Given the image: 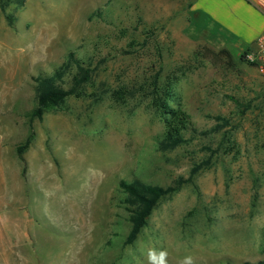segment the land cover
Returning a JSON list of instances; mask_svg holds the SVG:
<instances>
[{
  "label": "rangeland",
  "instance_id": "1",
  "mask_svg": "<svg viewBox=\"0 0 264 264\" xmlns=\"http://www.w3.org/2000/svg\"><path fill=\"white\" fill-rule=\"evenodd\" d=\"M191 7L0 0V264H160L161 252L164 264L264 260V75L247 62L253 45ZM201 45L228 49L235 67L197 58ZM79 66L90 75L79 97L31 120L38 79L68 90ZM159 68L164 82L184 71L170 105L192 128L176 147L153 106ZM135 180L175 191L125 244L133 208L118 183Z\"/></svg>",
  "mask_w": 264,
  "mask_h": 264
},
{
  "label": "trees",
  "instance_id": "2",
  "mask_svg": "<svg viewBox=\"0 0 264 264\" xmlns=\"http://www.w3.org/2000/svg\"><path fill=\"white\" fill-rule=\"evenodd\" d=\"M210 19L205 13L197 12ZM211 20V19H210ZM146 40L143 41L142 46L145 48L148 44H153L156 51L153 67L159 64L162 59L161 48L157 44L156 35L154 31L148 30L145 34ZM150 42V43H149ZM248 53V52H247ZM194 55L202 60H208L214 64L226 62L231 68L235 67L233 56L226 48H221L218 51L210 49L208 46H198ZM244 58V54L241 55ZM252 65V64H250ZM78 74L74 76L72 87L68 90H63L55 86L53 77H44L38 79V95L37 103L33 111L30 113L31 120H41L45 113L51 109H55L64 103L65 99L69 96L79 97V90L90 79L89 71L78 67ZM161 68L155 73L153 77V106L155 111L163 118L165 124L164 130V143L170 147H176L183 142V134L190 131L192 122L189 115L185 112L184 108L179 106L173 108L170 102L173 100L174 86L184 75V71L177 69L172 75L166 77V81H161ZM123 94L120 91L114 92L116 99H122ZM30 137L26 140L23 146L17 148V154L21 157L22 152L29 146ZM181 179L178 181V186L183 184ZM119 190L128 197V203L132 206L131 216L129 217L131 223V230L125 240V244H131L138 238L141 229L145 225L146 219L151 215L153 209L156 207L158 200L164 196L175 191L174 188H161L160 186L148 185L138 180L131 183L120 181L118 183ZM257 264H264V260L259 261Z\"/></svg>",
  "mask_w": 264,
  "mask_h": 264
},
{
  "label": "crops",
  "instance_id": "3",
  "mask_svg": "<svg viewBox=\"0 0 264 264\" xmlns=\"http://www.w3.org/2000/svg\"><path fill=\"white\" fill-rule=\"evenodd\" d=\"M191 11L205 13L243 46L254 47L264 33V0H192Z\"/></svg>",
  "mask_w": 264,
  "mask_h": 264
},
{
  "label": "built area",
  "instance_id": "4",
  "mask_svg": "<svg viewBox=\"0 0 264 264\" xmlns=\"http://www.w3.org/2000/svg\"><path fill=\"white\" fill-rule=\"evenodd\" d=\"M246 58L256 72L264 75V33L257 39L255 46L247 53Z\"/></svg>",
  "mask_w": 264,
  "mask_h": 264
},
{
  "label": "clouds",
  "instance_id": "5",
  "mask_svg": "<svg viewBox=\"0 0 264 264\" xmlns=\"http://www.w3.org/2000/svg\"><path fill=\"white\" fill-rule=\"evenodd\" d=\"M149 255H150V259L152 260L156 259V257L152 253H150ZM165 256H166V253H163V252L160 253V264H164Z\"/></svg>",
  "mask_w": 264,
  "mask_h": 264
}]
</instances>
